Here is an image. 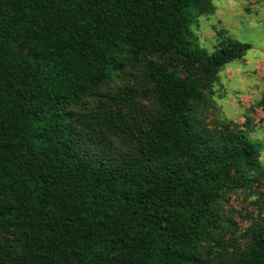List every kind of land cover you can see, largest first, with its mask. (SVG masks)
Here are the masks:
<instances>
[{"label":"trees","instance_id":"1","mask_svg":"<svg viewBox=\"0 0 264 264\" xmlns=\"http://www.w3.org/2000/svg\"><path fill=\"white\" fill-rule=\"evenodd\" d=\"M213 1L0 0V264H264L261 150L192 112L249 48Z\"/></svg>","mask_w":264,"mask_h":264},{"label":"rangeland","instance_id":"2","mask_svg":"<svg viewBox=\"0 0 264 264\" xmlns=\"http://www.w3.org/2000/svg\"><path fill=\"white\" fill-rule=\"evenodd\" d=\"M212 5L208 8L211 13H198L193 18L191 29L200 46L211 53L222 35L248 44L249 48L242 59L219 70L212 95L202 104V109L196 106L192 112H197L199 120L205 114L209 127L221 123L248 129V139L261 150L259 162L264 167V111L257 106L264 96V0H214ZM182 10L190 12L186 5ZM249 164L254 163L243 165ZM238 193L229 195L228 202L221 206L226 215L242 207L236 203Z\"/></svg>","mask_w":264,"mask_h":264}]
</instances>
